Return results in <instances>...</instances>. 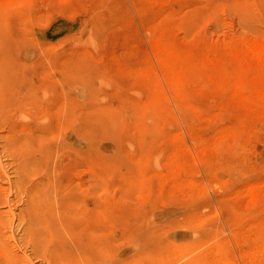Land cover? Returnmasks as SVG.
<instances>
[{
	"label": "rangeland",
	"instance_id": "1",
	"mask_svg": "<svg viewBox=\"0 0 264 264\" xmlns=\"http://www.w3.org/2000/svg\"><path fill=\"white\" fill-rule=\"evenodd\" d=\"M1 22L12 253L38 264L26 208H73L104 263L264 264V0H0Z\"/></svg>",
	"mask_w": 264,
	"mask_h": 264
},
{
	"label": "bare ground",
	"instance_id": "2",
	"mask_svg": "<svg viewBox=\"0 0 264 264\" xmlns=\"http://www.w3.org/2000/svg\"><path fill=\"white\" fill-rule=\"evenodd\" d=\"M4 27L3 22L0 28ZM4 50V51H3ZM7 55L6 49H0V63ZM23 71V69H21ZM20 68H15L8 63L4 68L0 64L1 71L10 75L9 80H14L16 72L21 73ZM21 71V72H20ZM45 149H50L45 146ZM47 157L41 158V164H49L51 152ZM15 162L16 160L13 159ZM30 159H21L18 164L30 167ZM43 162V163H42ZM29 204H36L33 190L29 192ZM86 210L73 208H26L22 212L21 220L27 218L28 227L19 226L21 232L23 254H29L36 259L38 264H121L116 254L109 263H104L100 253L106 248L98 236L88 231L85 221ZM22 225V224H21ZM23 226V225H22ZM0 231V264H28L27 259H19L11 250L14 245L10 243L12 236L3 238ZM20 241V243H21ZM9 242V243H5Z\"/></svg>",
	"mask_w": 264,
	"mask_h": 264
}]
</instances>
